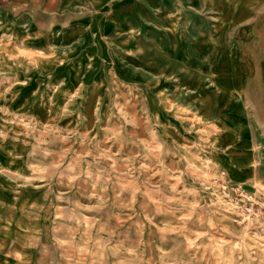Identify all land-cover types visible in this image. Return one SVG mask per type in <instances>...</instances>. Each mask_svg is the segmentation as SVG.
<instances>
[{"label": "rangeland", "instance_id": "1", "mask_svg": "<svg viewBox=\"0 0 264 264\" xmlns=\"http://www.w3.org/2000/svg\"><path fill=\"white\" fill-rule=\"evenodd\" d=\"M77 2L0 10V264H264V0Z\"/></svg>", "mask_w": 264, "mask_h": 264}, {"label": "crops", "instance_id": "2", "mask_svg": "<svg viewBox=\"0 0 264 264\" xmlns=\"http://www.w3.org/2000/svg\"><path fill=\"white\" fill-rule=\"evenodd\" d=\"M77 1L81 0H0V10L3 16L13 19L10 24H16L15 29L37 33L72 22L71 17L79 14L75 13Z\"/></svg>", "mask_w": 264, "mask_h": 264}]
</instances>
